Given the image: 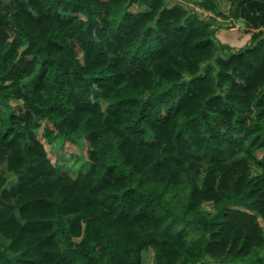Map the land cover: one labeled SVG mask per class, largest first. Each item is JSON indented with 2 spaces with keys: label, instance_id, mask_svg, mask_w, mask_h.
<instances>
[{
  "label": "trees",
  "instance_id": "1",
  "mask_svg": "<svg viewBox=\"0 0 264 264\" xmlns=\"http://www.w3.org/2000/svg\"><path fill=\"white\" fill-rule=\"evenodd\" d=\"M228 2L0 0V264H264V0Z\"/></svg>",
  "mask_w": 264,
  "mask_h": 264
},
{
  "label": "rangeland",
  "instance_id": "2",
  "mask_svg": "<svg viewBox=\"0 0 264 264\" xmlns=\"http://www.w3.org/2000/svg\"><path fill=\"white\" fill-rule=\"evenodd\" d=\"M179 1L183 4L187 2L193 4V9L197 10L195 0H168V2ZM229 0H219L220 5L223 10H227L229 8ZM200 8V7H199ZM198 11V10H197ZM200 12V11H198ZM220 20V19H219ZM233 27H229L222 30H217L216 37L221 40L222 43L229 44L230 47L235 49H240L243 46L249 44L251 42L250 35L247 33L246 27L242 21H235ZM228 26V25H227ZM42 138L41 135H39ZM43 139V138H42ZM44 141V140H43ZM46 148L48 151H51V159L52 161L58 160L59 165L62 166V169L76 177L81 171H84L88 166L87 159V142L85 137H81L75 144L64 143V139L56 134L51 143H47ZM71 156V157H70ZM67 169H65V166ZM67 170V171H66ZM143 264H154V253L151 249L145 250L143 253ZM210 264H223L220 262H212Z\"/></svg>",
  "mask_w": 264,
  "mask_h": 264
},
{
  "label": "built area",
  "instance_id": "3",
  "mask_svg": "<svg viewBox=\"0 0 264 264\" xmlns=\"http://www.w3.org/2000/svg\"><path fill=\"white\" fill-rule=\"evenodd\" d=\"M196 9H197L198 11H200V13H203L201 8L196 7ZM204 14H205V15H209V13H204Z\"/></svg>",
  "mask_w": 264,
  "mask_h": 264
}]
</instances>
